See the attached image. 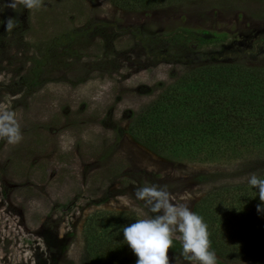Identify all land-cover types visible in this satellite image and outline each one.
<instances>
[{
  "label": "rangeland",
  "instance_id": "1",
  "mask_svg": "<svg viewBox=\"0 0 264 264\" xmlns=\"http://www.w3.org/2000/svg\"><path fill=\"white\" fill-rule=\"evenodd\" d=\"M112 1L43 0L39 9L21 6L12 17L10 0H0V20L7 15L0 25V104L15 112L23 135L17 145L0 140V264L41 263L46 239L58 241L56 264H82L83 228L93 214L98 264H136L123 228L155 215L135 199L136 189L156 185L192 210L213 190L247 184L251 173L264 176V159L231 138L186 139L179 147L195 151L194 159L179 151L172 161L123 133L170 87L181 104L198 95L200 81L188 92L177 83L200 66H238L221 69L232 82L242 67L263 69L264 0ZM9 17L17 26L6 32ZM178 28L225 33L226 40L197 51L159 37ZM201 78L213 88L209 102L229 101L222 81L214 86L206 73ZM181 104L171 111L180 112ZM235 149L241 152L233 158ZM255 196L240 205L229 201L231 213L227 197L213 199L217 225L232 218L227 224L234 229L249 222L257 231L248 238L253 259L217 257V264H264V211H257ZM240 246L225 244L231 257L246 256ZM168 255L170 264H190Z\"/></svg>",
  "mask_w": 264,
  "mask_h": 264
},
{
  "label": "trees",
  "instance_id": "2",
  "mask_svg": "<svg viewBox=\"0 0 264 264\" xmlns=\"http://www.w3.org/2000/svg\"><path fill=\"white\" fill-rule=\"evenodd\" d=\"M109 1L113 3L112 0ZM19 8L20 7L15 10L11 9L12 17L18 12L17 10H19ZM5 17H7V15H5ZM5 17L0 20L1 27H3L2 22ZM163 36H168L167 41H175L189 48L193 47L194 50L197 51L206 45H222L226 40L225 33H215L190 28H178L172 32L171 35L169 33L159 35L160 38ZM255 43L257 44V42ZM227 67L239 68L238 66H227L217 63L216 65H203L193 70L182 77L177 84L182 86L184 92H188L192 86V88L196 89L200 81L202 86L198 87V95L192 93L190 99L188 98V102H185L184 97L181 98V104L180 100L176 98L179 94L175 95L174 93H176V91L170 92L172 88L170 87L162 92L153 103L141 110L123 133L125 132L137 144L164 160L173 161L175 157L179 155V151L182 152L181 155H184V157L186 155L187 158L189 157V159H192L193 156L196 155V152L186 150L188 149L186 146L185 151L184 148L179 146H181L183 141H187L186 139L196 137L199 134H206L221 139L231 138L235 143L240 144L237 146L239 149L243 147L245 152L250 156L264 159V68L249 70L242 67L240 69L242 70V74L238 76V80L232 82L230 80L231 78H228L226 74L225 78L222 79L224 73L221 69H227ZM204 73H206L207 79L216 81L213 84L214 86L218 81H222L221 84L223 83V85L227 87V93H224L229 97V101L224 102V99L218 105L215 102L208 101L209 92H211L213 88L209 89L206 87L207 82L201 78ZM198 74L200 75L199 78ZM251 79L256 84L259 83L258 89L263 91L261 94L253 90L250 84ZM187 81H190L189 84ZM181 95L184 96V93ZM180 104L182 107L180 112L174 113L171 111L176 109ZM246 130L249 131L248 136L246 132H243ZM120 132H122V130ZM248 137L250 139L249 143L247 141ZM240 152V150L235 149L232 157H239ZM220 156L225 157L222 154ZM260 178L264 179V176H260ZM231 192L236 196L230 195ZM220 193H225L226 195L220 196ZM253 195H256L255 200L259 198L257 190L250 185H236L222 190H213L207 193L192 207L191 211L202 217L207 225L211 242L210 250L215 252L216 256L225 262L253 259L254 256L250 255L251 251L247 252V247H250L252 243L251 240L254 238V232L257 231L256 229L254 231L251 230L249 222H242V224L238 225L241 229H234V227L227 224L232 218L227 219L228 221H225L222 225H217L214 221L215 216L212 211L213 208L211 207L213 199L219 198L220 200L227 197V202H224V206H228V208H226L231 213L229 201L240 205L243 200L247 203ZM241 214H243V212L240 213V215ZM93 215L86 219L83 228L85 257L82 264H98V260L94 259L96 241L98 240L89 223ZM223 215L226 216V213L224 212ZM116 231L119 232L120 229ZM261 231L262 229L259 227V233ZM252 234L253 236L250 237ZM249 237L251 240H248ZM54 241L55 243L58 242L54 239H52V241L48 239L44 241L47 257L43 258L44 260L39 264H56ZM225 244L241 245L240 248L241 250L243 249L242 251H244V255L246 256L239 254L237 257H231L233 253H228V251L231 250L227 249ZM170 251L179 255L182 251L181 244L174 240ZM218 264L222 263L219 262Z\"/></svg>",
  "mask_w": 264,
  "mask_h": 264
},
{
  "label": "clouds",
  "instance_id": "3",
  "mask_svg": "<svg viewBox=\"0 0 264 264\" xmlns=\"http://www.w3.org/2000/svg\"><path fill=\"white\" fill-rule=\"evenodd\" d=\"M43 0H10L7 7L15 10L39 9ZM17 26L16 20L9 17L5 31L11 32ZM23 139L21 125L14 111L6 104H0V140L9 145H17ZM258 192L260 204L257 211H264V179L255 173L243 178ZM136 200L143 201L155 215L141 218L123 228V241L136 256V264H170L168 252L173 241L178 240L180 255L190 264H217V256L211 251V242L203 218L190 210L185 203H173L170 194L156 185L144 186L134 192ZM132 206V200L126 198Z\"/></svg>",
  "mask_w": 264,
  "mask_h": 264
}]
</instances>
